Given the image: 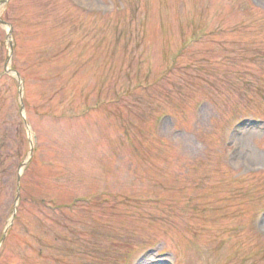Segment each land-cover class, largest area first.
<instances>
[{
	"label": "rangeland",
	"instance_id": "374dc122",
	"mask_svg": "<svg viewBox=\"0 0 264 264\" xmlns=\"http://www.w3.org/2000/svg\"><path fill=\"white\" fill-rule=\"evenodd\" d=\"M0 17V264H264V0Z\"/></svg>",
	"mask_w": 264,
	"mask_h": 264
},
{
	"label": "trees",
	"instance_id": "16d2710c",
	"mask_svg": "<svg viewBox=\"0 0 264 264\" xmlns=\"http://www.w3.org/2000/svg\"><path fill=\"white\" fill-rule=\"evenodd\" d=\"M5 157V155H0V171L2 170V169H4V168H6V166H5V163H6V158H4ZM3 174V173H2ZM1 173H0V176L2 175Z\"/></svg>",
	"mask_w": 264,
	"mask_h": 264
},
{
	"label": "water",
	"instance_id": "95a60500",
	"mask_svg": "<svg viewBox=\"0 0 264 264\" xmlns=\"http://www.w3.org/2000/svg\"><path fill=\"white\" fill-rule=\"evenodd\" d=\"M0 22H1V23H3V24L5 23V22H4V21H2V20H0Z\"/></svg>",
	"mask_w": 264,
	"mask_h": 264
}]
</instances>
